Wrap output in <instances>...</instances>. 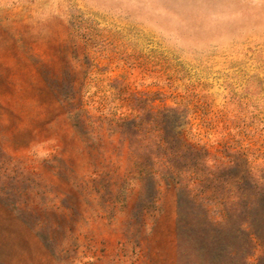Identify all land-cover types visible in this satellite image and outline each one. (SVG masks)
Segmentation results:
<instances>
[{
	"label": "rangeland",
	"instance_id": "374dc122",
	"mask_svg": "<svg viewBox=\"0 0 264 264\" xmlns=\"http://www.w3.org/2000/svg\"><path fill=\"white\" fill-rule=\"evenodd\" d=\"M0 264H264V0H0Z\"/></svg>",
	"mask_w": 264,
	"mask_h": 264
}]
</instances>
